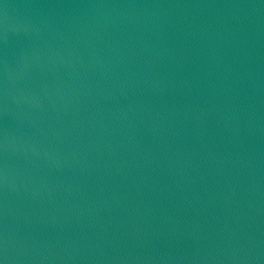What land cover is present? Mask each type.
Listing matches in <instances>:
<instances>
[{"label": "water", "instance_id": "95a60500", "mask_svg": "<svg viewBox=\"0 0 264 264\" xmlns=\"http://www.w3.org/2000/svg\"><path fill=\"white\" fill-rule=\"evenodd\" d=\"M4 264H264V0H0Z\"/></svg>", "mask_w": 264, "mask_h": 264}, {"label": "snow or ice", "instance_id": "6c2138e0", "mask_svg": "<svg viewBox=\"0 0 264 264\" xmlns=\"http://www.w3.org/2000/svg\"><path fill=\"white\" fill-rule=\"evenodd\" d=\"M0 264H4L3 260H0Z\"/></svg>", "mask_w": 264, "mask_h": 264}]
</instances>
